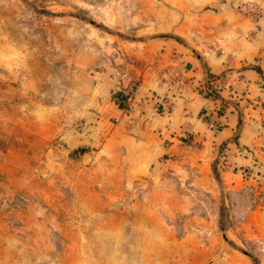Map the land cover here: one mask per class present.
Returning <instances> with one entry per match:
<instances>
[{"label":"rangeland","instance_id":"obj_1","mask_svg":"<svg viewBox=\"0 0 264 264\" xmlns=\"http://www.w3.org/2000/svg\"><path fill=\"white\" fill-rule=\"evenodd\" d=\"M221 4L264 20V0H0V264H264V130L247 164L154 159L110 110L125 47Z\"/></svg>","mask_w":264,"mask_h":264},{"label":"crops","instance_id":"obj_2","mask_svg":"<svg viewBox=\"0 0 264 264\" xmlns=\"http://www.w3.org/2000/svg\"><path fill=\"white\" fill-rule=\"evenodd\" d=\"M170 31L125 47L131 69L118 66L114 79L131 86L129 109L116 102L111 113L152 129L154 159L193 147L247 164L264 130V20L221 4L182 15Z\"/></svg>","mask_w":264,"mask_h":264},{"label":"trees","instance_id":"obj_3","mask_svg":"<svg viewBox=\"0 0 264 264\" xmlns=\"http://www.w3.org/2000/svg\"><path fill=\"white\" fill-rule=\"evenodd\" d=\"M209 90H210L209 91V94L211 96H215L216 97L218 95L217 92H216V90L214 88H212V87L209 86ZM117 94H118L119 97H122V95L123 96L126 95V94L123 93L122 90H118V93Z\"/></svg>","mask_w":264,"mask_h":264},{"label":"water","instance_id":"obj_4","mask_svg":"<svg viewBox=\"0 0 264 264\" xmlns=\"http://www.w3.org/2000/svg\"><path fill=\"white\" fill-rule=\"evenodd\" d=\"M207 80V79H206ZM206 80H205V83H206ZM217 153L219 152V149L216 151Z\"/></svg>","mask_w":264,"mask_h":264}]
</instances>
